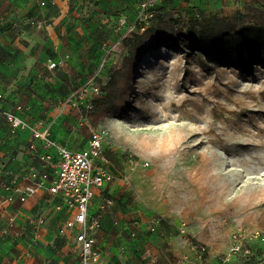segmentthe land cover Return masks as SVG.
I'll use <instances>...</instances> for the list:
<instances>
[{
  "label": "rangeland",
  "instance_id": "374dc122",
  "mask_svg": "<svg viewBox=\"0 0 264 264\" xmlns=\"http://www.w3.org/2000/svg\"><path fill=\"white\" fill-rule=\"evenodd\" d=\"M24 1L0 0V92L8 109L21 101L32 119H57L53 135L73 149L84 148L94 130L107 133L115 178L95 201L113 202L108 230L100 232L102 264H144L147 247L156 264H201L190 248L197 240L208 247L205 263L215 253L221 264L240 231L260 235L244 242L251 257L230 264H264V69L251 76L234 68L207 71L196 57L155 49L160 31L142 39V29L127 34L116 22L125 17L130 27L140 26L142 4L152 2L148 11L162 10L166 20L204 13L225 18L222 31H233L262 22L264 0H62L59 9L54 0H36L32 17L23 15ZM51 14L63 17L47 21ZM153 24L154 18L147 27ZM66 54L71 58L63 68L47 69L50 58ZM106 93L113 102L100 104ZM112 108L116 115L109 114ZM15 136L0 113L1 168L27 151L26 141ZM67 216L65 209L41 228L34 252L39 264L81 263L77 254L66 256L75 251L73 243L63 249L60 229ZM153 216L162 217L165 228L139 243L120 236L115 225ZM170 238L181 254L166 251L161 261L159 250ZM1 249L10 252L5 244ZM124 252L133 258L120 261Z\"/></svg>",
  "mask_w": 264,
  "mask_h": 264
},
{
  "label": "built area",
  "instance_id": "2783aa9c",
  "mask_svg": "<svg viewBox=\"0 0 264 264\" xmlns=\"http://www.w3.org/2000/svg\"><path fill=\"white\" fill-rule=\"evenodd\" d=\"M152 4V2L142 4L143 18L140 26L134 24L130 27L127 18L117 17L119 31L126 30L127 34L138 29L145 31L149 20L155 16V13L148 11ZM43 27L42 23L38 24L39 29ZM70 58L71 56L67 54L58 61L49 59L46 67L54 73L64 67ZM96 90L98 94L100 88ZM73 98L74 96L69 98L65 107L71 104ZM4 99L5 97L0 94V113L10 123L12 133L17 135L19 132H28L31 138L26 151L28 165L21 170L12 165L7 171L0 173V215L9 212L1 238L9 237L12 243L17 244L26 236H31L32 243L37 244L41 240L40 230L46 227L49 217L54 213V216H51L54 218L67 209L68 216L60 229V237L66 239V247L73 243L75 251L69 250L66 255L77 254L81 260L80 264H102L99 233L103 229L107 208L113 202L106 198L98 206L95 201L101 191L115 178L105 151L107 133L94 130L84 148L73 149L68 143H63L53 136L57 119L34 120L29 117V108L19 103L12 110H4L2 106ZM134 165L138 167V163ZM130 180L129 175L124 177L128 184L131 183ZM40 196H46L43 199L47 205L45 204L36 216L29 217L28 226H20L18 218L25 214L26 205L31 199ZM163 222L162 217L156 216L147 225L139 219L127 223L116 221L115 225L121 227L120 235L126 234L131 241L139 243L143 237L156 234ZM179 229L182 234H186L185 224ZM259 235V232L254 234L237 232L233 237L230 253L221 259V264H230L237 257H251L252 249L246 247L244 242L258 238ZM190 248L194 254L199 255L201 264H206L204 257L209 251L207 245L197 240L191 242ZM23 255L31 257L33 254L28 251ZM144 256V264L157 263V256L148 247L145 253L143 252V260Z\"/></svg>",
  "mask_w": 264,
  "mask_h": 264
},
{
  "label": "trees",
  "instance_id": "16d2710c",
  "mask_svg": "<svg viewBox=\"0 0 264 264\" xmlns=\"http://www.w3.org/2000/svg\"><path fill=\"white\" fill-rule=\"evenodd\" d=\"M154 22L155 25L148 27L140 37L144 39L160 31L161 36L155 39V49L164 47L182 52L188 60L196 57L207 71L234 68L244 75L251 76L257 69H264V19L238 30L222 31L225 18L216 15L207 17L204 13H199L187 20H166V15L161 10L155 14ZM159 23L166 25L167 32L160 27L162 24L156 25ZM108 101L113 102V97L106 93L101 97L100 104H106ZM113 110L114 108L109 111L111 116L116 115ZM136 250L139 253L138 249Z\"/></svg>",
  "mask_w": 264,
  "mask_h": 264
},
{
  "label": "crops",
  "instance_id": "0c3cea01",
  "mask_svg": "<svg viewBox=\"0 0 264 264\" xmlns=\"http://www.w3.org/2000/svg\"><path fill=\"white\" fill-rule=\"evenodd\" d=\"M14 1H17V0H14ZM193 2H195V0H192ZM17 3H21V2H17ZM54 5H56V8L58 7V9L61 7L60 4L63 3L65 4V2H63L62 0L59 1L58 3V0H54L52 2ZM26 4L27 5V9L24 11L23 15L24 16H27V17H32L31 15H28L31 8L33 6H36L37 4V1L36 0H32V1H24L22 6ZM62 4V5H63ZM42 11V14L44 15V9H41ZM58 11V10H57ZM62 14H64L65 10H61L60 11ZM49 14V13H48ZM63 16L62 15H58V16H53V14L50 15V18L48 20L47 18V21H50V20H56V21H59V19H61ZM42 19H44V17H42ZM44 28V27H43ZM49 32H51V35H52V31H50V29L48 28ZM55 32V31H53ZM67 55V54H66ZM52 59V58H50ZM58 61V60H57ZM63 68V67H62ZM0 94L3 95V97H5L4 93L0 92ZM7 97H5L4 101L2 102V106H3V109L4 110H12V109H8V107H6V104H7ZM19 104H23L21 101L18 102ZM24 105V104H23ZM25 106V105H24ZM29 117H31V115H29ZM40 119V118H39ZM50 118L48 119H44V120H49ZM34 120H37V119H34ZM55 127V126H54ZM53 134H54V128H53ZM17 137H22L25 141H26V146L31 138L30 136V133L28 132H19L17 135ZM15 136V137H16ZM54 136V135H53ZM55 137V136H54ZM12 144H15V141L12 140ZM87 145V144H86ZM5 155H1L0 157H3ZM25 163H24V162ZM19 164H21V167H25L28 165V160H27V154L25 152L24 154V157H19L18 159L17 158H11L10 161H9V166L7 168H1L0 167V173H4L5 171H7L12 165H14V167L16 169L17 166H19ZM20 170V169H18ZM5 178V177H4ZM7 180V179H6ZM108 186V185H107ZM106 186V187H107ZM105 187V188H106ZM104 188V189H105ZM103 189V190H104ZM46 195V194H44ZM102 196V191L99 195V198ZM104 197V196H103ZM43 198H46V196H40V197H35L33 199L30 200V202L26 205V212L23 216L19 217L18 218V224L22 227L24 226H28V223H29V217L30 216H36L40 211L41 209L44 207V205L42 206V203L45 204V199ZM107 198V197H106ZM105 198V199H106ZM109 209V208H108ZM11 211L13 212V209H11ZM9 212L8 213H4L2 215H0V221H3V226H2V230H3V227H4V224H5V220H6V217L8 216ZM62 214V213H61ZM110 211H107L105 216H104V219H103V229L102 231L104 230H108L107 228V225L109 224V218H110ZM51 216H54V213L53 215ZM49 217V220L48 222H50L51 220H53V217ZM154 217V216H153ZM153 217L149 220V221H144V220H140L142 221V223L144 224H149ZM129 221H126V222H123L122 223H127ZM165 228V223L163 222V225L160 227L159 231L163 230ZM2 230L0 232V264L1 263H4V264H39V259H37V256L35 255V250L38 246L39 243L37 244H33L32 243V237L31 236H26L25 239H23L22 241H20L19 243L17 244H14L11 242V239L9 237H4V238H1V233H2ZM120 236H123V235H120ZM59 238V237H58ZM61 238V237H60ZM168 245L170 246V249H169V246L168 248L166 247H163L162 249L159 250V254H160V260L163 261L164 257H166V251H170V252H173L175 256H178L179 254H181V252L179 251L178 253V250H177V243H176V240H174V238H170L168 239ZM6 245L9 249H10V252L9 253H5L2 249H1V245ZM99 245H100V233H99ZM26 246V247H25ZM29 248H28V247ZM66 246H64L63 249H65ZM28 251H31L32 252V256L31 257H28L26 255H23V254H26ZM125 255L123 253H120L118 255V259L121 261V259H123V261H126L128 262L129 260H131L133 258V255H130V253H126L124 252ZM140 253V252H139ZM122 254H123V258H122ZM69 255H74V254H69ZM69 255H66V256H69ZM21 256H22V259H21ZM216 254L215 253H212V256L209 257V261H210V264H218V259L215 257ZM163 257V258H162ZM20 259V260H19ZM45 263V261H44ZM220 264V263H219Z\"/></svg>",
  "mask_w": 264,
  "mask_h": 264
}]
</instances>
